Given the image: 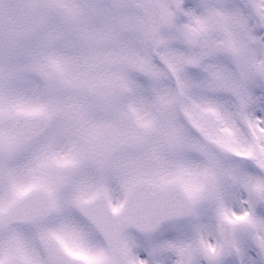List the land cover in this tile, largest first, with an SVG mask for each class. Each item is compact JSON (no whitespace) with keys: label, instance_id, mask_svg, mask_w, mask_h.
<instances>
[{"label":"snow or ice","instance_id":"snow-or-ice-1","mask_svg":"<svg viewBox=\"0 0 264 264\" xmlns=\"http://www.w3.org/2000/svg\"><path fill=\"white\" fill-rule=\"evenodd\" d=\"M0 264H264V0H0Z\"/></svg>","mask_w":264,"mask_h":264}]
</instances>
